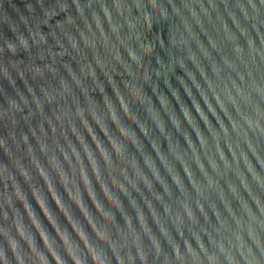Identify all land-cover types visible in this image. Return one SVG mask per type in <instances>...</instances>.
<instances>
[{"label":"water","instance_id":"1","mask_svg":"<svg viewBox=\"0 0 264 264\" xmlns=\"http://www.w3.org/2000/svg\"><path fill=\"white\" fill-rule=\"evenodd\" d=\"M0 264H264V0H0Z\"/></svg>","mask_w":264,"mask_h":264}]
</instances>
